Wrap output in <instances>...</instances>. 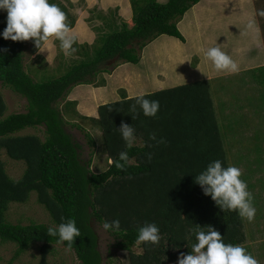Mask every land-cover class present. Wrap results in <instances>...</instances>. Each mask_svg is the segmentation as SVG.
I'll use <instances>...</instances> for the list:
<instances>
[{"label": "trees", "instance_id": "1", "mask_svg": "<svg viewBox=\"0 0 264 264\" xmlns=\"http://www.w3.org/2000/svg\"><path fill=\"white\" fill-rule=\"evenodd\" d=\"M199 2L129 0L132 27L122 24L100 37L93 50L84 47L83 60L45 82L34 81L24 69L29 40H4L6 17H0V84L27 101L25 113L4 117L6 105L0 94V244H15L18 254L39 245L36 264H50L48 257L55 246L72 251L76 264H104L93 224H111L115 219L121 222L120 231L116 232L114 226L106 231L113 237L111 247L128 254V264L176 263L181 253L192 254L197 229L207 231L211 227L226 244L242 245L246 241L244 218L236 211L223 210L196 183V177L216 160L224 168L230 166L207 81L133 97L123 91V99L100 106L98 118L91 121L100 129L101 147L109 163L98 174L90 170L91 157L82 159V146L65 129L63 115H72L75 102H66L61 109L59 106L77 86L104 87L105 81H97L98 76L111 67L139 64L143 50L157 38L168 36L184 42L178 24ZM69 25L72 27L73 21ZM139 96L159 101L155 118L143 115L136 104ZM122 124L134 128L138 143L131 149L126 148L121 135ZM28 128H41L44 139L37 134H19ZM150 133L166 142L157 145L149 140ZM86 137L94 150L96 141L90 135ZM122 151L130 157V164L123 170L116 167ZM2 152L12 161L25 163L20 179L9 178ZM148 153L153 154L151 162ZM32 193L52 225L7 222L10 204H25ZM69 219L76 221L81 232L71 249L58 237L48 235L49 227H58ZM147 223H156L160 229L161 240L156 246L136 244L138 228ZM136 246L140 253L134 252ZM245 249L251 254L254 251L249 246Z\"/></svg>", "mask_w": 264, "mask_h": 264}, {"label": "rangeland", "instance_id": "2", "mask_svg": "<svg viewBox=\"0 0 264 264\" xmlns=\"http://www.w3.org/2000/svg\"><path fill=\"white\" fill-rule=\"evenodd\" d=\"M157 1L165 3L167 0ZM212 1L215 3L213 7L216 12L210 11ZM258 2L263 3V0ZM49 3L57 4L66 13L67 23L70 24L73 21L72 35L77 40L73 48H77L78 51L72 56L66 55L60 48L58 40L40 51L36 47L35 40L30 39L25 46L24 69L34 77V81L45 82L57 78L64 73L65 69L84 59L81 55L84 47H89L90 51L93 50L100 37L106 36L115 28H120L122 24L132 27V9L128 0H49ZM236 5V13L240 7L247 6L245 2H236ZM223 6L224 2L220 3V0H208L202 7H197L196 10L193 8L198 15L205 17V22H201L200 25L194 21L193 13L195 12L191 8L187 11L188 13L186 12L188 18L182 19L178 25L185 39L184 42L168 36L161 37L154 46L150 45L144 49L141 55L142 61L139 64H121L111 67L108 73L99 74L97 81L104 80L105 88L77 86L66 99L60 101L59 106L61 109L66 102H75L72 115H63L66 121L65 129L82 146V159L87 161L91 157L90 170L98 174L104 171L109 163L107 154L101 147L100 129L91 121L98 118L100 106L123 99V91L127 97L139 95L136 87L140 90L142 86L146 87L140 93L143 95L199 81L202 78L206 79L205 81L208 80L229 165L241 170V179L247 183L248 191L253 197V206L256 208L253 221L249 222L247 218H244L246 241L240 246L244 248L249 246L254 250L250 254L258 260L259 264H264V248L260 249L262 245L260 246L261 242H259L264 240V96L259 95V88L255 92L252 89L253 93L249 90L250 74L242 75L244 80L230 78L233 74L217 72L213 64L204 56L208 48L219 46L232 57L233 49L243 46L237 32L235 31V37H233L227 29L226 16H220L219 12L224 13L221 11ZM6 15V12H0V17H6ZM68 35L70 38L71 33ZM92 56H94L93 53ZM252 66L239 67V69L251 70ZM108 85L109 89H107ZM252 85L257 88V83ZM128 88L132 92L128 93ZM0 92L2 97H6L8 103L5 116L23 114L27 111V101L24 98L15 96L14 92H10L7 88H1ZM19 134H37L44 139L41 128H28ZM86 135H90L96 141L94 150L88 145ZM1 160L5 164L9 178L20 179L26 169L25 163L8 159L4 152L1 154ZM5 216L7 222L14 225H25L30 222L52 225L47 211L37 203L34 193L25 204H10ZM93 229L99 237V251L104 264H110L109 261L111 264H128V254L111 247L114 244L112 235L98 224H93ZM38 248L39 245H35L28 251L18 254L15 244L2 243L0 244V264H10V262L11 264H36ZM54 248V253L48 257L50 264H76L72 251L63 246ZM134 252L140 253V247L136 246Z\"/></svg>", "mask_w": 264, "mask_h": 264}, {"label": "clouds", "instance_id": "3", "mask_svg": "<svg viewBox=\"0 0 264 264\" xmlns=\"http://www.w3.org/2000/svg\"><path fill=\"white\" fill-rule=\"evenodd\" d=\"M0 12L7 14L6 27L2 33L4 40L23 42L33 39L40 51L58 40L60 48L66 55L72 56L78 51L77 48H73L77 40L72 35L73 30L69 23L66 22V13L57 4L49 3V0H0ZM256 15L264 17V9L257 10ZM246 30L250 32L258 30L254 19L248 21ZM204 56L217 72H239L237 63L219 46L208 48ZM136 104L140 106L143 115L150 118H155L160 108L158 100L146 99L144 96L137 97ZM132 111L136 112L135 105ZM133 133L134 128L122 124L121 135L127 149H131L136 141ZM149 140L157 145L166 142L163 138L157 140L155 133L149 134ZM152 158L153 154L148 153L147 160L151 162ZM129 164L128 152H120L116 167L123 170ZM241 175L239 168L235 166L224 168L220 160H216L196 177V183L203 188L204 194L211 196L223 210L236 211L239 216L251 222L255 218L256 208L253 206L252 194L248 191L247 183L241 179ZM113 226L114 230L119 232L120 220L115 219L111 224L107 221L102 222L103 230H109ZM48 235L58 237L60 243L66 242L67 247L71 249L81 232L76 221L69 219L66 223H60L58 227H49ZM160 240V229L156 223H147L146 226L138 228L136 244L156 246ZM195 240L192 254L185 256L181 253L177 258V264H259L244 247L226 244L220 233L211 227L207 228V231L197 229Z\"/></svg>", "mask_w": 264, "mask_h": 264}, {"label": "crops", "instance_id": "4", "mask_svg": "<svg viewBox=\"0 0 264 264\" xmlns=\"http://www.w3.org/2000/svg\"><path fill=\"white\" fill-rule=\"evenodd\" d=\"M207 2H208V0L207 1L206 0H200V2L196 6H194L193 8L196 10L197 7L198 8L202 7L203 5L207 4ZM221 2H224L223 10H221V11H224V13L219 12V13H221L220 16L221 17H222V15L226 16V19H228L227 20V23H228L227 29H229L231 34H233L231 36L235 37V31H236L237 34L239 35L240 39H241V43L243 44V46H240L238 48L233 49V52L231 53V56H232L231 58L237 63L238 67H249V65H253L252 66L253 68L251 70H246L243 68V69H239V72H237V73H230V74H233V76L230 75V78H234V79H240L241 78L240 80H244V77H242V75L250 74V80H249V85H248V87H250L249 90H251V92H252V89H253L255 92L259 88L258 89L259 95L264 96V28H263L264 27V17H260V16L256 15L257 10L264 9V0H263V3H259L258 0H220V3ZM236 2H238V3L245 2V5H247L246 6L247 8L246 7H240L238 10V13H236V8H237ZM214 5H215V3H213V1H212L210 3V6H211L210 11L211 12L212 11L216 12L215 11L216 9H214L215 7H213ZM193 8L191 9L192 11L194 10ZM129 9H130V7H129ZM193 12H195V11H193ZM207 12H208V10H207ZM186 14L183 17V19H185V20H186V18H188V15H186ZM193 14H194V18H195L194 21L197 22L198 25H200V23L203 21L205 22V17H203V16L201 17L196 12ZM252 19H254L256 21V23L258 25V30L250 32V31L246 30V24L248 23L249 20H252ZM184 23H186V21H184ZM190 25H191V22H190ZM161 37H164V36H161ZM161 37L157 38L155 41H153L147 47H149L150 45L154 46V44H156V42L159 41V39H161ZM247 37H249V38H247ZM250 46H253V47H250ZM142 54H143V52H142ZM198 54L199 53L197 52V55ZM198 57L199 56H197V58ZM141 61H142V58H141ZM198 65H196V67H198ZM200 65H203V64H200ZM118 75L120 76L121 74H118ZM201 80H206V79L202 78ZM252 83H257V88H255L252 85ZM107 87H108L107 89H109V85ZM1 88H4L2 84H0V89ZM103 88H105V87H103ZM136 88H137V92L140 95L142 90L144 91V89L146 87L143 88V86H142V88H141L142 90H140L138 87H136ZM10 92H12V91L10 90ZM127 92L130 93L132 91H130V89L128 88ZM0 94H1V92H0ZM13 94L15 96L16 95L19 96L18 94H15V93H13ZM1 96H2V94H1ZM19 97H21V96H19ZM129 97H133V96H129ZM2 98H3L5 105L8 104L6 102V97H2ZM115 100H117V99H115ZM260 108H262V107L260 106ZM5 113H6V111H5ZM4 117H6V116L4 115ZM259 242L262 243V246H261V244H260V246L264 247V240H260Z\"/></svg>", "mask_w": 264, "mask_h": 264}]
</instances>
